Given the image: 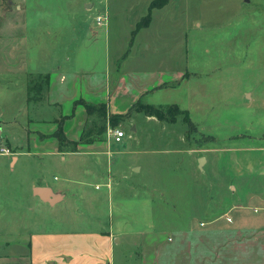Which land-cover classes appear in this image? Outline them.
Returning a JSON list of instances; mask_svg holds the SVG:
<instances>
[{
    "label": "crops",
    "instance_id": "0c3cea01",
    "mask_svg": "<svg viewBox=\"0 0 264 264\" xmlns=\"http://www.w3.org/2000/svg\"><path fill=\"white\" fill-rule=\"evenodd\" d=\"M12 1L22 16L0 18V264H264V0H198V10L189 4V18L198 19L181 26L180 67L173 51L152 60L150 51L172 41L139 40L178 0L154 8L150 24L132 35L148 11L135 18L114 45L110 18L98 25L99 15L77 18V9L54 18L81 1ZM211 32L217 55L207 65ZM33 76H49L35 102ZM172 91L182 92L183 103L175 104L200 130H211L206 115H215V132L228 130L213 133V154L200 158L213 166L203 206V199L191 202L189 189L164 204L145 197L137 158L117 149L125 129L120 142L107 133L80 141L88 122L81 99L129 115L144 97ZM63 117L76 150L60 148L55 133Z\"/></svg>",
    "mask_w": 264,
    "mask_h": 264
},
{
    "label": "rangeland",
    "instance_id": "374dc122",
    "mask_svg": "<svg viewBox=\"0 0 264 264\" xmlns=\"http://www.w3.org/2000/svg\"><path fill=\"white\" fill-rule=\"evenodd\" d=\"M78 1H81L80 5L77 3L75 5L73 4L74 6L61 7L58 14H54V18L56 15L57 18H67L69 16L66 15L75 9L78 11L77 16H75L77 18H96L98 15L110 18L108 27L110 26L112 29V38L114 39V43H112L114 45L119 43L118 41L121 40L128 30V25L135 18H141L147 13L150 0H92V3L86 6L87 11L82 6L85 0ZM219 1L227 2L228 0ZM197 2L198 0H187L185 5L184 0H178V7L172 8L169 15L166 14L168 13V9L165 7L163 11H159V16L155 17L156 20L154 21L151 33L144 31L140 34L139 40L142 43L147 37L151 38L152 36L164 39L165 41L168 39L173 42L171 48L166 49L164 42L160 48H154L150 51L152 60L156 61L160 55L173 51L174 62L180 67L182 60L180 58L181 48H179L182 42V34H180L182 33L181 26L187 24L188 20H191L190 24H196L198 18H189L190 10L188 6L192 4L198 10L199 7H196ZM20 6L17 5L16 7L12 0H0V18H18L19 15L22 16L20 11L22 6ZM223 8L224 6L220 9ZM193 15L194 12H191V16ZM229 19L223 18L224 22ZM213 21L214 18L211 19L210 23L207 22V25H212ZM97 27L103 29L106 26H93L94 29ZM211 34L212 32L207 37V44L210 46V49L208 53L203 55V59L205 63L207 62V65L217 55V45L214 42L215 37ZM190 39L192 40V36L189 38L191 44ZM201 44L202 40L200 42ZM200 45L196 46V51L200 50ZM82 52L83 56H88L87 50ZM91 54L92 52H90ZM93 55L97 59L98 56H101V52L95 49ZM191 60L195 61L196 59ZM231 74V71H229V75ZM33 79L36 82L43 81L42 76H33ZM224 86L225 89L230 87L229 90H225V93L230 94L229 91L233 89L232 85L226 83ZM209 92H213V90H209ZM45 94V90L42 93L39 91L34 92L32 94V100L35 102L38 97H44ZM215 96L216 94H214L213 98ZM210 97L212 98L211 95ZM154 99L149 96L144 97L126 118L119 119L115 124H111L108 118L107 130L111 127L121 128L127 131V141L121 146H118L117 149L121 148L122 152L126 154L128 152L129 155L131 154V156L138 159L135 161L136 166L139 168L136 174H141L147 183V186L143 187L142 191L145 197L148 196L150 201L164 204L165 202H169L168 197L170 195H172L174 200H178L181 199L183 192L189 189V194L192 198L191 202L193 203L195 201L198 203L199 199H203V206L205 199L209 197L207 192L204 191L206 190L204 181L208 180L207 176L205 178V174H212L213 166L211 163L206 166V160L200 165V158H205L206 155L210 156L213 154L211 152L214 146L212 141L209 140V138H212L211 135L216 132L220 134L221 131L224 133L228 130H222L219 127L215 132V115L205 116V122L211 123L210 131L212 132L200 130L198 125L190 121L189 115L185 113L186 111L175 104L176 102L183 103L181 91H172L169 94L168 92L156 93ZM233 101H236L235 96H233ZM175 106H178L179 109H176ZM32 107H34L33 101ZM47 111L49 110L43 107L38 114L44 116L48 114ZM31 115L35 116V110H32ZM200 117L194 115L195 120ZM104 136L105 132L101 133L98 138L102 139ZM138 180H141V177ZM152 187L157 188V194L154 191H152L153 194L150 193ZM196 205L199 207V204ZM165 211V208L159 207L157 214L161 217Z\"/></svg>",
    "mask_w": 264,
    "mask_h": 264
},
{
    "label": "trees",
    "instance_id": "16d2710c",
    "mask_svg": "<svg viewBox=\"0 0 264 264\" xmlns=\"http://www.w3.org/2000/svg\"><path fill=\"white\" fill-rule=\"evenodd\" d=\"M167 1L168 0H152V2L149 5L148 13L137 23L135 30L132 32V35H134L142 27L148 26L152 18L153 9L163 7L164 5H166ZM48 78L49 76H46V78L45 77L43 78L44 82L42 80L40 82H36L32 77L29 86L30 99H32L33 97L32 94L34 92L39 91L42 93V91L46 89V85L48 86ZM79 102L84 104L88 113V122L84 128L83 135L80 141L91 142L97 139L98 135H100L101 133L103 132L106 133L108 118L111 124H115L119 119H124L128 115V114L126 115L108 114V109H107L108 104L105 102L95 104V103L86 102L83 99H81L77 103ZM175 108L179 109L178 106H175ZM185 113L188 115L187 112ZM64 120L65 117H63L61 120L58 121L59 126L55 133V135L58 137L60 141V148L64 149L66 146H68L71 149L76 150L79 142L68 140L63 130Z\"/></svg>",
    "mask_w": 264,
    "mask_h": 264
},
{
    "label": "built area",
    "instance_id": "2783aa9c",
    "mask_svg": "<svg viewBox=\"0 0 264 264\" xmlns=\"http://www.w3.org/2000/svg\"><path fill=\"white\" fill-rule=\"evenodd\" d=\"M96 22L98 25H104L107 23V18L100 15L96 18ZM107 133V137H113L116 141L120 142L122 140V138L126 135L125 130L121 129V128H111L109 127L108 130L106 131ZM2 152H6L9 153L10 150L3 147Z\"/></svg>",
    "mask_w": 264,
    "mask_h": 264
},
{
    "label": "water",
    "instance_id": "95a60500",
    "mask_svg": "<svg viewBox=\"0 0 264 264\" xmlns=\"http://www.w3.org/2000/svg\"><path fill=\"white\" fill-rule=\"evenodd\" d=\"M38 192L43 193V194L45 195V198L47 197V200H48V201L50 200V198L48 197V190H47V189H45V188H40V189H38Z\"/></svg>",
    "mask_w": 264,
    "mask_h": 264
}]
</instances>
